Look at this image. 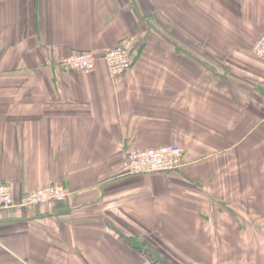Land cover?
Segmentation results:
<instances>
[{
  "label": "crops",
  "instance_id": "0c3cea01",
  "mask_svg": "<svg viewBox=\"0 0 264 264\" xmlns=\"http://www.w3.org/2000/svg\"><path fill=\"white\" fill-rule=\"evenodd\" d=\"M264 0H0V264H264ZM134 38L132 68L61 59ZM184 164L133 173V149Z\"/></svg>",
  "mask_w": 264,
  "mask_h": 264
},
{
  "label": "built area",
  "instance_id": "2783aa9c",
  "mask_svg": "<svg viewBox=\"0 0 264 264\" xmlns=\"http://www.w3.org/2000/svg\"><path fill=\"white\" fill-rule=\"evenodd\" d=\"M134 38H123L121 42L103 52L78 51L60 60L59 65L65 70L91 73L98 61L102 60L114 76L129 71L132 64ZM254 52L264 59V33L254 45ZM129 170L133 173L171 172L184 164V149L177 144H165L158 147L133 149L127 153ZM70 190L62 184H50L34 188L16 198L13 187L0 178V209L16 206L36 207L68 199ZM143 264H160L146 260Z\"/></svg>",
  "mask_w": 264,
  "mask_h": 264
},
{
  "label": "trees",
  "instance_id": "16d2710c",
  "mask_svg": "<svg viewBox=\"0 0 264 264\" xmlns=\"http://www.w3.org/2000/svg\"><path fill=\"white\" fill-rule=\"evenodd\" d=\"M122 41V40H121ZM120 41V42H121ZM134 63V57H133V53H132V64ZM156 262H159L160 264H163V262L161 261V259L159 257H157Z\"/></svg>",
  "mask_w": 264,
  "mask_h": 264
},
{
  "label": "rangeland",
  "instance_id": "374dc122",
  "mask_svg": "<svg viewBox=\"0 0 264 264\" xmlns=\"http://www.w3.org/2000/svg\"><path fill=\"white\" fill-rule=\"evenodd\" d=\"M262 34H263V33H262ZM262 34H261V35H262ZM261 35H260V36H261ZM260 36H259V37H260ZM257 40H258V39L255 40V43H256ZM255 43H254V45H255ZM253 51H254V46H253ZM254 53H255V52H254Z\"/></svg>",
  "mask_w": 264,
  "mask_h": 264
}]
</instances>
